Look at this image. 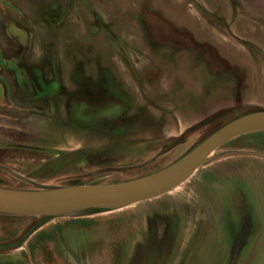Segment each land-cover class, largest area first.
I'll use <instances>...</instances> for the list:
<instances>
[{"label":"rangeland","instance_id":"1","mask_svg":"<svg viewBox=\"0 0 264 264\" xmlns=\"http://www.w3.org/2000/svg\"><path fill=\"white\" fill-rule=\"evenodd\" d=\"M50 1L19 0L20 12L29 18L36 12L38 23L46 26L43 16ZM87 1L113 24L141 71L135 83L126 58L118 56V78L132 91L145 88L152 99L149 104L156 101V107L140 112L135 130L176 135L190 122L234 105L232 93L244 72L238 96L241 110L213 115L176 145L139 138L101 149L97 137L80 136L67 128L64 134L59 132L50 110L31 112L30 107L13 103L16 109L1 108V121L9 120L13 127L0 126V144L11 147L0 146L4 165H0V189L58 190L78 187L96 175L105 177L88 185L131 182L169 168L232 121L264 111V0ZM145 21L152 28L151 48L141 55L144 33H148ZM164 28L168 38L182 34L186 42L210 44L220 60L237 57L245 68L240 65L239 73L234 72L237 77L212 73L202 50L160 49L152 40H163ZM38 29L35 47L46 53L48 37L42 26ZM57 42L59 62L61 31ZM0 77L6 76L0 72ZM158 145V151H153ZM131 152L137 153L136 159L129 160ZM137 164L141 168L134 172L120 170ZM74 213L60 217L0 213V244L22 245L0 251V264H264V132L228 142L185 183L164 195L130 207Z\"/></svg>","mask_w":264,"mask_h":264},{"label":"flooded vegetation","instance_id":"2","mask_svg":"<svg viewBox=\"0 0 264 264\" xmlns=\"http://www.w3.org/2000/svg\"><path fill=\"white\" fill-rule=\"evenodd\" d=\"M101 1L106 2L107 0ZM1 3L5 7L1 9L4 22L0 26V72L4 74L7 72L15 87L18 99L29 103L32 106V112L43 113L50 110L59 132L62 134L67 128L80 136L97 137L96 140L101 145V149L112 147L117 143L139 141V138L147 142L154 143L156 141L159 144L173 141V144L176 145L185 138L188 131L199 124L210 121V117L213 115L218 113L219 116L223 112L241 110L238 104L240 102L238 96L241 87H243L241 79L244 72L241 73L240 77H237L239 75L237 69L240 65L244 69V63L237 60V57L223 56V59L220 60L219 56L216 57L212 45L202 44L197 40L191 41V43L186 42L182 34L174 36L169 34L170 38H168L165 33L167 29L164 28L161 35L164 39L159 40V42L152 40L160 49L166 47L184 48V50L195 53L202 50L205 53L202 57L205 61L208 60L210 67L212 66L210 68L212 73L233 74L237 71L234 73L237 80L232 93V96L235 95V104L207 115L202 121L190 122V125L183 132L181 131L176 135L165 137L164 130L161 133L154 131L152 134L135 130V127L139 126L140 112L145 110L148 112L149 109L156 107V101L149 104L152 99H148L145 88L139 89L137 86V91H132L118 78V72L115 69L118 56L126 58L128 65L126 67L135 83L139 81L138 75L141 71L139 72L136 68L130 52L132 49L129 50L128 44L114 31L113 24H109L103 18L100 12L95 9V5L87 0H66L65 3H62L61 0H51L45 16H43L46 26L43 25L48 37L46 61L40 65H29L27 60L32 54L33 39L37 37L39 40L36 12L31 14L35 18H29L25 13L20 12L22 6H20L19 0H14V2L0 0ZM8 3H11V6H8ZM9 7L15 10L11 11ZM143 27L148 33H144L145 38L142 42L144 49H141V55L148 54V50L151 48L148 37L150 24L145 21ZM59 31H61L62 46L61 57L58 62L57 40ZM93 65L95 67L91 69L90 67ZM15 66L23 67L24 71L16 72L13 69ZM22 73H25L27 77ZM13 98L12 95H7L5 98L7 103L2 107L7 106V108L16 109L14 104L17 102ZM225 104L226 102L222 105ZM115 110L119 111L118 115L114 114ZM149 114L152 115L153 120L157 119L153 114ZM159 121V119L155 120L158 123ZM164 126L167 125L164 123ZM128 130L131 132L126 134L125 131ZM134 130L136 133H132ZM142 132L143 134L140 135ZM4 145L0 144V146L6 147ZM167 147L170 148V145ZM6 148L9 150L11 147ZM154 148L153 151L156 152L160 146ZM174 149L172 148L170 152ZM74 150L79 152L81 149ZM163 150L165 149L163 148ZM136 154H128L129 160L136 159ZM139 168H141L139 164L126 165L120 170L123 173H130ZM101 177L105 176L96 175L81 183L80 186L88 185V182ZM19 179L24 182L27 181L22 176Z\"/></svg>","mask_w":264,"mask_h":264},{"label":"water","instance_id":"3","mask_svg":"<svg viewBox=\"0 0 264 264\" xmlns=\"http://www.w3.org/2000/svg\"><path fill=\"white\" fill-rule=\"evenodd\" d=\"M258 132H264V111L250 113L237 121H232L169 168L131 182L72 186L42 192L0 189V213L60 217L86 208L114 210L130 207L174 190L185 183L228 142ZM21 246L20 242L0 245V250L10 251Z\"/></svg>","mask_w":264,"mask_h":264},{"label":"crops","instance_id":"4","mask_svg":"<svg viewBox=\"0 0 264 264\" xmlns=\"http://www.w3.org/2000/svg\"><path fill=\"white\" fill-rule=\"evenodd\" d=\"M5 7L2 3L0 4V26H1V23L4 22V18L1 16L2 15V11L1 9ZM37 25L39 26H42L43 29H44V25L41 23H37ZM37 26V27H38ZM151 27V26H150ZM40 29L37 28V32L39 31ZM45 30V29H44ZM151 31H152V28H150V34H151ZM164 31V30H163ZM46 32V31H45ZM161 32V31H160ZM34 40V45L32 46V54L30 55V57L28 58V63L29 65H40L41 63H44L46 61V53L43 52L41 49H39L38 47H35V45L38 44V40H37V37L33 39ZM40 46V45H39ZM13 69L17 72L19 70H22L24 71V68L23 67H18V66H15L13 67ZM48 73V71H47ZM5 76L6 77H1L2 79H0V126L2 127H6V128H11L13 125L10 124V121L7 120V123L4 121L2 122L1 119V108H3L2 106L5 105V103H7V100L5 99L7 95H12L14 98L13 100L17 103H20V104H24L25 106H28L32 109V106L29 104V103H25L24 101H20V99H18L16 93H15V87L11 81V79H9L8 77V74L7 72H5ZM241 105V104H239ZM8 109H12L11 107L8 108ZM32 112V110H31ZM48 113V111H45ZM7 113V111H6ZM9 123V124H8ZM186 128V127H185ZM0 245H3V244H0ZM18 249V248H17ZM2 251V250H0Z\"/></svg>","mask_w":264,"mask_h":264},{"label":"trees","instance_id":"5","mask_svg":"<svg viewBox=\"0 0 264 264\" xmlns=\"http://www.w3.org/2000/svg\"><path fill=\"white\" fill-rule=\"evenodd\" d=\"M21 243V242H20Z\"/></svg>","mask_w":264,"mask_h":264}]
</instances>
